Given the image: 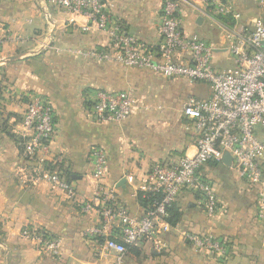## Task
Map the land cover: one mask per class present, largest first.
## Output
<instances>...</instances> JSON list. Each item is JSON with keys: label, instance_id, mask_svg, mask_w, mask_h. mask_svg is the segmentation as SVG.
<instances>
[{"label": "crops", "instance_id": "crops-1", "mask_svg": "<svg viewBox=\"0 0 264 264\" xmlns=\"http://www.w3.org/2000/svg\"><path fill=\"white\" fill-rule=\"evenodd\" d=\"M49 0H0V264H113L118 251H104L89 232L98 226L95 211L83 213L95 189L89 152L105 150L113 186L131 217L143 215L138 188L156 162L175 164L195 152V136L182 116L188 96L208 99L203 83L164 79L149 70L126 68L99 60L91 53L107 45V35L80 27L87 20L66 14ZM243 22L264 21L259 0H225ZM162 0H109L111 15L140 41L157 46ZM181 29L211 43L213 64L223 71L232 62L220 43L224 17L208 0H181ZM73 26H66L67 22ZM96 90L123 91L135 107L120 123H97L90 113ZM29 95L47 99L54 110L56 131L50 157H58L61 173L74 187L72 201L38 179L37 165L24 156L20 125ZM258 135L264 141V130ZM49 156L45 158H50ZM203 174L212 182L219 212L208 216L193 193L174 205L177 221L157 240L129 248L124 264H264V224L257 219L260 193L243 181L230 163H209ZM35 228L61 242L59 254L38 251L20 231ZM188 234L208 236L227 247L226 253L193 249ZM121 244L120 242H118Z\"/></svg>", "mask_w": 264, "mask_h": 264}, {"label": "built area", "instance_id": "built-area-1", "mask_svg": "<svg viewBox=\"0 0 264 264\" xmlns=\"http://www.w3.org/2000/svg\"><path fill=\"white\" fill-rule=\"evenodd\" d=\"M217 17H224L220 43L232 62V69L220 70L213 64V45L181 29V0H162L159 11L160 43L148 45L127 32L109 10V0H49L54 8L87 20L80 27L87 32L95 28L107 35V45L91 56L119 63L126 68L149 70L168 80L184 79L203 83L210 89L208 99L188 96L182 116L189 121L195 136V152L184 155L175 164L156 162L138 188L147 200L143 215L131 217L119 202L113 186L104 181L108 172L105 150L94 147L89 152L95 189L89 201L80 203L81 211H95L97 227L89 235L104 251H118L113 264H124L127 250L143 242L157 240L169 232V210L184 193L199 198L206 215L219 212L218 198L212 182L203 174L209 163L219 164L225 154L240 178L260 193L257 219L264 224V21L243 22L225 0H208ZM264 11V0H259ZM66 26H73L67 22ZM7 41L0 37V48ZM135 101L126 92L96 90L91 97L90 113L97 123H120L129 117ZM21 144L27 160L37 165L38 179L76 201L74 187L63 176L62 160L50 157V144L56 131L55 114L44 97L29 95L20 122ZM49 156L50 158H45ZM21 237L38 251L57 256L61 242L45 231L24 228ZM185 240L197 251L226 253L224 243L208 236L188 234ZM120 242L121 244H119Z\"/></svg>", "mask_w": 264, "mask_h": 264}, {"label": "trees", "instance_id": "trees-1", "mask_svg": "<svg viewBox=\"0 0 264 264\" xmlns=\"http://www.w3.org/2000/svg\"><path fill=\"white\" fill-rule=\"evenodd\" d=\"M137 200L141 204V206H147V200L144 198L142 193H137ZM177 213L174 211V206L169 210V218L168 222L170 225H174L177 219Z\"/></svg>", "mask_w": 264, "mask_h": 264}, {"label": "water", "instance_id": "water-1", "mask_svg": "<svg viewBox=\"0 0 264 264\" xmlns=\"http://www.w3.org/2000/svg\"><path fill=\"white\" fill-rule=\"evenodd\" d=\"M222 161L227 164L231 162V158L228 154H225Z\"/></svg>", "mask_w": 264, "mask_h": 264}, {"label": "rangeland", "instance_id": "rangeland-1", "mask_svg": "<svg viewBox=\"0 0 264 264\" xmlns=\"http://www.w3.org/2000/svg\"><path fill=\"white\" fill-rule=\"evenodd\" d=\"M221 70V69H220Z\"/></svg>", "mask_w": 264, "mask_h": 264}]
</instances>
